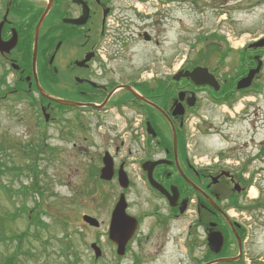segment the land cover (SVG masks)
I'll return each instance as SVG.
<instances>
[{"label": "flooded vegetation", "instance_id": "obj_1", "mask_svg": "<svg viewBox=\"0 0 264 264\" xmlns=\"http://www.w3.org/2000/svg\"><path fill=\"white\" fill-rule=\"evenodd\" d=\"M228 1L214 0L212 9L222 10ZM184 2L190 10L198 7L197 0H0V41H15L10 51L0 52L4 72L0 100L28 99L41 111L58 108V103L45 98L40 89L51 98L66 100V136L80 135V144L74 143L73 147H79V151L89 146L100 148L90 159L87 183H114L118 188V171L127 175L126 212L137 223L121 257L112 245L114 264H158L164 243H149L153 231H164L187 216L193 220L182 228L180 246L188 264H209L215 259H236L221 264H246V228L264 220L262 189L255 187L256 177L263 172L264 140L256 142L254 138L263 129L264 119L256 120V104L249 116L246 112L250 100L258 96L264 45H253L259 38L233 52L224 39L217 42L211 38L218 48L213 45L216 49L211 52V48H205L198 54L200 61L187 62L182 49ZM207 53H217L213 64H206L210 59ZM259 63L260 72L251 85L238 89V81ZM195 68L205 69L217 88L196 85L182 76ZM204 104L225 107L228 114L223 166L218 165L219 161L202 163L193 154L186 122ZM108 118L125 123L130 131L122 130L110 137L104 133L98 145L89 142L92 137L84 135L86 129L93 125L100 128ZM72 121L77 122L73 123V131ZM242 122L245 124L241 128ZM147 123L154 136L147 133ZM242 133L251 136L249 141L234 143ZM137 140L141 145L139 154L129 147ZM104 159L114 171L109 182L99 178ZM160 160L164 162L151 172L155 187L148 178L151 165L146 163ZM130 168L138 173L146 197L156 202L150 212L127 198L134 189ZM252 190L255 197L250 195ZM120 194L121 190L113 196L114 203ZM215 206L228 216L230 224ZM234 210L243 221L230 216ZM215 230L224 238L218 257L213 256L208 244V235ZM197 232L203 236L201 245ZM193 234L195 239L190 242ZM184 235L189 238L185 246ZM143 238L147 243H141ZM200 247L202 256L197 258Z\"/></svg>", "mask_w": 264, "mask_h": 264}, {"label": "rangeland", "instance_id": "obj_2", "mask_svg": "<svg viewBox=\"0 0 264 264\" xmlns=\"http://www.w3.org/2000/svg\"><path fill=\"white\" fill-rule=\"evenodd\" d=\"M184 3L182 49L183 59L187 62L200 61L198 54L205 48H211L210 52L216 49L213 45L218 48L219 45L211 43V38L215 41L224 39L233 52L253 40L264 38V0H229L222 10L212 9L214 0H197L198 7L191 10L186 7L188 3ZM204 5L205 9L201 8ZM207 54L210 59L206 64H213L217 53ZM3 73L0 66V79ZM258 85V96H250L253 99L250 98L246 110L249 116L253 105H258L256 120L264 119V64ZM240 107L241 104L236 110ZM54 109H46L49 120L45 122L39 105L28 99L13 101L9 97L8 100H0V166L4 165L0 169L5 170L0 174V264L4 260L5 264H114L115 252L107 235L113 196L120 189L114 183H87L90 159L100 148L89 146L80 151L79 147L74 148V143L80 144V135L66 136V110ZM197 113L207 121L186 124L188 134H192L193 154L202 163L219 161L218 165L223 166L228 114L223 107L206 104ZM73 123L77 122L72 121V131L76 128ZM244 124L242 122L239 126ZM125 127V123L108 118L100 128L96 129V125L88 127L84 135L92 137L89 142L98 145L104 133L110 137L122 130L129 132L130 126ZM262 127L254 136L256 142L264 140V121ZM250 137L242 133L234 143L248 142ZM138 141L129 147L139 154L141 145ZM11 168L19 170L12 171ZM262 169L261 176L256 177L255 187L262 189L260 197L264 201V164ZM129 174L134 181V189L128 200L139 208L152 211L156 202L146 197L138 181V173L130 168ZM34 185L38 188L33 189ZM84 215L94 217L99 227L88 226L82 220ZM230 215L239 222L243 221L236 210L230 211ZM192 218L187 216L164 231H153L149 243L158 240L164 243L163 250L159 251L158 264H188L180 238L182 228ZM195 234L199 235L201 245L204 242L202 234ZM195 234L190 236V242L195 239ZM246 236L247 244L243 249L246 264H264V220L246 228ZM182 239L185 246L189 238L184 235ZM141 243L147 242L143 238ZM91 244H97L102 252L97 260L90 249ZM174 244L179 245L174 248ZM201 256L200 247L197 258Z\"/></svg>", "mask_w": 264, "mask_h": 264}, {"label": "water", "instance_id": "obj_3", "mask_svg": "<svg viewBox=\"0 0 264 264\" xmlns=\"http://www.w3.org/2000/svg\"><path fill=\"white\" fill-rule=\"evenodd\" d=\"M37 36H38V26L35 30V36H34V42H33V51H32V68L33 69L35 66L36 55H37ZM253 45L257 47L263 46L264 39L254 43ZM14 46H15V41L13 40H10L9 42L4 43V44L0 41V52H8ZM260 67H261V63H259L254 70H251L246 77L242 78L237 83V88L244 89V88L249 87L255 74L259 72ZM182 76L184 78H189L192 81V83L196 85H199V86L210 85V86H213L214 88H217L213 84V83H216L214 78L210 76L205 69L195 68L191 72L186 71L184 74H182ZM40 91L42 95L47 99L54 100L56 103L64 105V106H66V104L69 105V103H66L65 100L51 98L50 96L45 94L41 89ZM70 105L78 106V104H70ZM42 112L44 114L45 120L47 121L49 116L45 113L44 109H42ZM146 126H147V133L154 136L155 134L150 124L147 123ZM171 130L174 133V128L172 125H171ZM163 162H164L163 160H160V161L146 163L148 165H151L150 168L148 169V178L151 184L155 187H158V186L153 181L151 177V172H152V169L156 165H159ZM113 174H114V171H113L112 164H110L104 159V166L100 172V179L104 181H110L113 177ZM118 184L122 189H126L129 184L126 173L122 170L118 171ZM126 207H127V203L125 201L124 194L122 193L120 194L118 201L114 205V208L110 216L109 228H108V239L116 246V254L118 256H122L124 254L125 246L128 243L129 239L131 238L132 234L134 233V230L136 228V223H137L134 218H132L126 213ZM215 209L218 212H220L223 215L224 219L228 222V224H230V221L226 217V215L222 213L218 207L215 206ZM82 220L91 227H95V228L99 227L98 221L93 217L84 215L82 217ZM208 244L214 254H219L224 245V238H223L222 233L219 231H211L208 235ZM91 249L94 252L95 259L101 256V251L99 247H97L96 244H92ZM234 260L236 259H218V260L210 262L209 264H215L219 262H232Z\"/></svg>", "mask_w": 264, "mask_h": 264}, {"label": "trees", "instance_id": "obj_4", "mask_svg": "<svg viewBox=\"0 0 264 264\" xmlns=\"http://www.w3.org/2000/svg\"><path fill=\"white\" fill-rule=\"evenodd\" d=\"M57 106H59L60 109H66V107H64V106H61V105H57ZM2 166H4V165H2ZM2 166H0V168H1ZM9 169H10V168H9ZM11 169H12V171H13V170H16V169L19 170V168H14V169L11 168ZM3 173H5V170H1V169H0V174H3ZM36 188H38V187H36V186L34 185V186H33V189H36ZM29 217H31V216H29Z\"/></svg>", "mask_w": 264, "mask_h": 264}, {"label": "bare ground", "instance_id": "obj_5", "mask_svg": "<svg viewBox=\"0 0 264 264\" xmlns=\"http://www.w3.org/2000/svg\"><path fill=\"white\" fill-rule=\"evenodd\" d=\"M250 195L254 197L255 196V192L252 190Z\"/></svg>", "mask_w": 264, "mask_h": 264}]
</instances>
